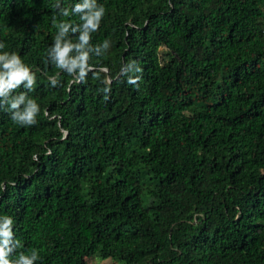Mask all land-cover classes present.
<instances>
[{
  "label": "trees",
  "instance_id": "trees-1",
  "mask_svg": "<svg viewBox=\"0 0 264 264\" xmlns=\"http://www.w3.org/2000/svg\"><path fill=\"white\" fill-rule=\"evenodd\" d=\"M82 2L0 0V53L36 77L9 99L40 106L21 126L0 97V216L18 251L37 249L35 264H264V0H96L81 77L52 48L80 43Z\"/></svg>",
  "mask_w": 264,
  "mask_h": 264
},
{
  "label": "clouds",
  "instance_id": "clouds-1",
  "mask_svg": "<svg viewBox=\"0 0 264 264\" xmlns=\"http://www.w3.org/2000/svg\"><path fill=\"white\" fill-rule=\"evenodd\" d=\"M87 9V11H85ZM80 14L79 19L83 21V31L80 36V43L73 44L69 41L61 43V37H54L56 40L52 54L57 69H67L71 73L74 69H80V76L83 77L86 73V66L89 60L87 51H81L90 39V33L98 31L101 20L105 14L103 5H97L96 0H83L82 3L76 4L73 9ZM64 15L68 16V10H64ZM69 25L61 23V36L67 32ZM77 31V28H73ZM105 48L108 47V40L104 41ZM5 45L0 42V49ZM78 50L79 55L71 57L69 53L72 49ZM99 54V48H97ZM26 81L24 85L29 92L34 90L36 84L35 74L24 63L23 59L15 52L0 53V97H4L6 102L10 105L7 109L11 113L10 118L13 122L21 126L34 125L36 117L40 112V106L33 98H28L27 93H20L17 96L9 99L11 90L18 88V86ZM130 83H136L135 80H130ZM56 81L52 80V84ZM26 102L23 110L19 106ZM15 110V111H13ZM13 219L10 216H0V264H35L40 259L39 251L35 248L28 252L18 251L23 248L21 242L14 238L13 233ZM15 254V258L12 257Z\"/></svg>",
  "mask_w": 264,
  "mask_h": 264
},
{
  "label": "rangeland",
  "instance_id": "rangeland-1",
  "mask_svg": "<svg viewBox=\"0 0 264 264\" xmlns=\"http://www.w3.org/2000/svg\"><path fill=\"white\" fill-rule=\"evenodd\" d=\"M87 260L90 262V263H93V264H123V263H120V262H111V260H99L97 255L96 254H91V255H88L87 257Z\"/></svg>",
  "mask_w": 264,
  "mask_h": 264
}]
</instances>
